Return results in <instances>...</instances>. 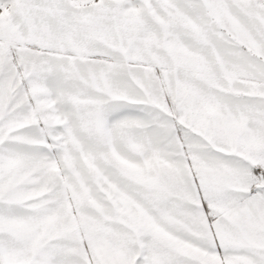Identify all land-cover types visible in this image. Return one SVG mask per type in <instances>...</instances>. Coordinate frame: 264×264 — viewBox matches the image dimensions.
<instances>
[{
    "label": "snow or ice",
    "instance_id": "snow-or-ice-1",
    "mask_svg": "<svg viewBox=\"0 0 264 264\" xmlns=\"http://www.w3.org/2000/svg\"><path fill=\"white\" fill-rule=\"evenodd\" d=\"M0 264H264V0H0Z\"/></svg>",
    "mask_w": 264,
    "mask_h": 264
}]
</instances>
